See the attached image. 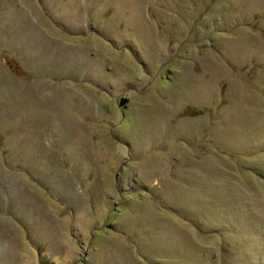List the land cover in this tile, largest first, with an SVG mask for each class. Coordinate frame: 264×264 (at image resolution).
I'll return each instance as SVG.
<instances>
[{
	"label": "rangeland",
	"instance_id": "obj_1",
	"mask_svg": "<svg viewBox=\"0 0 264 264\" xmlns=\"http://www.w3.org/2000/svg\"><path fill=\"white\" fill-rule=\"evenodd\" d=\"M0 264H264V0H0Z\"/></svg>",
	"mask_w": 264,
	"mask_h": 264
},
{
	"label": "trees",
	"instance_id": "obj_2",
	"mask_svg": "<svg viewBox=\"0 0 264 264\" xmlns=\"http://www.w3.org/2000/svg\"><path fill=\"white\" fill-rule=\"evenodd\" d=\"M22 74H25V73L22 72ZM204 112H205L204 110L197 109V108H194V107L189 106V107H187L185 109V111L183 112V114H186L188 116L194 117V116L202 115V114H204Z\"/></svg>",
	"mask_w": 264,
	"mask_h": 264
},
{
	"label": "crops",
	"instance_id": "obj_3",
	"mask_svg": "<svg viewBox=\"0 0 264 264\" xmlns=\"http://www.w3.org/2000/svg\"><path fill=\"white\" fill-rule=\"evenodd\" d=\"M21 71L20 72H23V73H25L24 72V70H22V69H20ZM14 71V70H13ZM14 73H16L15 71H14ZM16 74H18V75H20L19 73H16ZM4 152L6 153V151L4 150Z\"/></svg>",
	"mask_w": 264,
	"mask_h": 264
}]
</instances>
